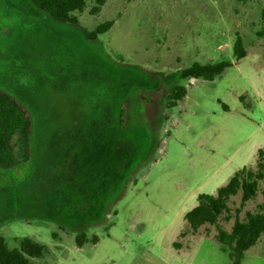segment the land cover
Returning <instances> with one entry per match:
<instances>
[{"label":"rangeland","instance_id":"1","mask_svg":"<svg viewBox=\"0 0 264 264\" xmlns=\"http://www.w3.org/2000/svg\"><path fill=\"white\" fill-rule=\"evenodd\" d=\"M92 7L72 24L31 0H0V88L34 118L31 160L0 169V236L44 245L34 264H231L214 236L258 210L264 180L254 200L233 196L218 225L194 232L185 215L264 162V0ZM224 60L233 67L212 81L182 78ZM179 85L188 94L169 109ZM242 264H264V236Z\"/></svg>","mask_w":264,"mask_h":264},{"label":"trees","instance_id":"2","mask_svg":"<svg viewBox=\"0 0 264 264\" xmlns=\"http://www.w3.org/2000/svg\"><path fill=\"white\" fill-rule=\"evenodd\" d=\"M110 0H31L40 10L48 13L60 23L78 22L76 13H82L89 2L93 4L92 15L101 12L102 7ZM264 21V11L262 13ZM113 21L105 22L88 34L95 40L101 34L107 33L113 26ZM234 55L237 60L246 56L243 41L237 38L234 44ZM233 63L224 60L216 63L198 64L182 72L183 79L214 80ZM185 86H175L166 94L167 107H175L187 95ZM124 110V109H123ZM125 124L124 112L119 116V125ZM34 118L30 110L11 94L0 88V169L11 170L32 158ZM264 150H259L262 158ZM264 180V162L259 159L257 169L245 167L230 178L229 182L220 187L215 195L201 194L198 204L186 213L185 219L192 231L203 225H218L219 218L229 212V201L239 192L242 194V205L254 200L259 190V182ZM264 236V191L263 201L256 212L247 213L244 220H236L230 231L218 228L214 236L223 252L229 255L231 264H242L245 253L257 245ZM86 236L80 234L77 243L82 246ZM96 241H98L96 239ZM46 247L31 238H23L18 248H10L6 239L0 236V264H34L31 259L42 258Z\"/></svg>","mask_w":264,"mask_h":264},{"label":"crops","instance_id":"3","mask_svg":"<svg viewBox=\"0 0 264 264\" xmlns=\"http://www.w3.org/2000/svg\"><path fill=\"white\" fill-rule=\"evenodd\" d=\"M187 94H188V91H187ZM186 96H187V95H186ZM186 96H185V97H186ZM181 101H182V100H181ZM179 102H180V101H179ZM179 102H178V103H179ZM176 106H177V105H176ZM176 106H175V107H176ZM173 108H174V107H173ZM169 109H172V108H169ZM233 175H234V174H233ZM229 180H230V179H229ZM218 189H219V188H218ZM197 204H198V202H197ZM194 208H195V207H194Z\"/></svg>","mask_w":264,"mask_h":264}]
</instances>
